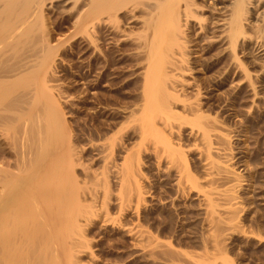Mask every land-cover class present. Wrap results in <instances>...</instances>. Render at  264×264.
I'll return each instance as SVG.
<instances>
[{"label": "bare ground", "instance_id": "1", "mask_svg": "<svg viewBox=\"0 0 264 264\" xmlns=\"http://www.w3.org/2000/svg\"><path fill=\"white\" fill-rule=\"evenodd\" d=\"M58 1L69 7L56 31L68 33L56 38L45 6ZM250 41L264 42V0H0V264H80V250L91 264L254 255L235 250L263 242V229L244 225L246 177L225 118L212 115L219 94L206 90L237 79L240 100L245 83L255 89ZM67 49L86 51L82 80L93 72L105 90L91 116L106 128L93 129L101 143L90 150L54 85Z\"/></svg>", "mask_w": 264, "mask_h": 264}, {"label": "rangeland", "instance_id": "2", "mask_svg": "<svg viewBox=\"0 0 264 264\" xmlns=\"http://www.w3.org/2000/svg\"><path fill=\"white\" fill-rule=\"evenodd\" d=\"M51 4H46V6H45V9H46L45 12H48L49 21H50L49 27H51V30L54 32V34H56V36H57V34L59 35V33H68L67 30H63V31L59 32V30L56 31V29L60 25L61 17L63 15H65V14L61 15L59 13L63 9V7L68 8L69 4L63 5V4H60L59 1L53 2V4H56L57 7L59 8L58 10H55V8H51V6H52ZM61 5H63V6L61 7ZM56 38H58V36ZM251 42L252 41H250L248 48H250V50L252 51L251 52L252 53L251 54L252 60H255V57L258 58V60H257L258 64L256 61V62H254V65L253 64L248 65V71L250 73V78H253V80L252 79L251 80H252V84H254L253 86L255 87V89L253 90L252 87L248 83H245V87H247L246 93L244 94V97L243 98L241 97V99L239 100L240 97H238L237 95H234V93L238 89V83H239L238 81H236L237 80L236 79L232 82H228L226 85L221 86L220 89H219V87H214V86L212 87V85L207 87L206 90L208 91V93L210 92L209 94H207L205 90H202V92L203 91L205 92V93L203 92L204 98H208V96L211 94V92H212V94L209 97H211V96L213 97V94L214 95L219 94L218 95V97L220 98L219 104H217V102L210 101L211 103L212 102L214 103L212 115H214L215 113H222L221 116L223 118H225L226 129H229L231 132L230 136L233 137L232 141H233V146H234V150H235L234 153L236 152L235 153L236 158L238 157L237 160L239 161V164H236V165H238V167L237 166L236 167H237L238 171L241 172V174L244 177H246L245 178L246 181H245V183H243V185L241 187V189H242L241 192L244 194L242 197L245 199L247 198L246 200L248 201V202L246 201V205H244V209L246 208L244 216L246 215L245 218H247L246 221L244 222V225H247L250 228L252 227L253 229L255 228L254 225H256L257 227H259L261 225L262 226L261 228L263 229L261 235L264 238V228H263L264 227L263 226L264 225V218H263L264 217V215H263L264 214V64H262V63H264V47H263L264 42H262L263 44L260 42L262 44L260 48H259V46H258V48H256L257 46L254 45V43L252 44ZM223 48H224V46H223ZM261 48H263V49H261ZM85 52L86 51H82V52L77 53L75 50L67 49L65 52V54H67V55H65V54H64V56L62 55L64 58L62 56L60 57L62 60L59 58L60 59V61H59V59L57 58L56 63L57 64L59 63L58 65L60 67L57 65L59 68V71H58V68H56V70H55L54 76L58 80H56V78L54 77L55 78L54 81L56 80L54 82V85L59 84L57 87H59L61 90L62 89L64 90V92L62 90V92L64 93L62 95L63 96L62 97L63 98L62 103H64L63 101L67 102V103L66 102L64 103V104H66L64 106L65 111H66L65 113H67L66 117L68 119L69 124L71 125V128L74 130L73 131L74 134L77 133L76 136L78 137V139L80 138L79 142H78L79 144H77V145L85 147L87 149L89 148V150H90L91 143H93V144L101 143V140L100 141L96 140L97 138L94 135H92V137L89 136L91 133L92 134L94 133L96 125L100 128H106V126L104 127L102 124H98L99 121L94 122L92 120V117L97 112L103 111L102 107H104V105L103 104L97 105L95 103V98H98L100 96V94H104L105 90L103 88L102 89L101 88L100 89L95 88L97 85L96 81H95L96 75L93 72L92 73L94 75L92 73L91 74L87 73L88 74V76L86 77L87 79L82 80L83 76L80 74H84L87 71V69H85V66H83L86 63V60L88 61L87 55H83ZM214 53H215V51H213V50L210 52V54H214ZM261 60H262V62H261ZM248 61H249V59H248ZM250 61H251V59H250ZM81 63H82V65H81ZM199 69L196 70L197 71L196 74L194 73V76L196 78L201 76L200 73L202 71L199 72ZM137 73L138 72H136V74ZM201 74H203V73H201ZM91 82H93V84ZM101 86H103V84H101ZM225 90H230L229 95H223V92ZM217 92H218V94H216ZM83 100L85 103H83ZM114 106L115 105H110V108L113 107V108H116L119 110H122L121 108H123V104H122V106H121V104L116 105L115 107ZM92 110H94V111H92ZM93 112H94V114H93ZM91 115H93V116H91ZM96 116H99V115H96ZM87 119L90 121L88 122ZM100 121H103V119L102 120L100 119ZM95 154H96V152H91L90 154H88V156L84 160L85 161L84 164L90 163L91 157H93V159H96ZM121 156L122 155L118 156V158H117L118 162L117 163L121 162ZM244 162H246L247 164ZM239 165H241V166L239 167ZM250 170H251V172H249ZM147 174L149 176L148 172H147ZM248 178H249V181L247 182ZM174 184H175V182H171V185H174ZM150 192H152V190H150L149 193L146 194V196H148L150 194ZM194 193L192 194L191 199H193V200L196 199L199 201V199H201V197H200L201 194H196V193L194 194ZM114 194H116V191H114ZM165 201L167 202V201H169V199H166ZM218 211L221 212L222 209H218ZM248 220L251 221L253 223V225L250 224L251 222H249ZM100 231H101V229L98 228V230H97V228H94L88 236V239L90 240V241H88V244L90 243L91 251H93L94 254L96 255V257H98V259L96 260L97 262H99L100 258H102L101 253L98 252L99 248L96 245L98 242H100L102 240V238H101L102 234L100 233ZM92 233H94V234H92ZM245 240L246 239L243 238L242 243H240L239 241L236 242L238 245L236 246L235 250H236V253L237 252L239 253V254L237 253L238 255L237 254L236 255L239 256L240 254H242L241 251L244 252L245 250H247V253H250V251L254 250L255 253H254V255H253V253H252V255H249V254L245 255L246 258H245V256H243V259H242L243 264H247V263L248 264H252V263L253 264L254 263L255 264H264V257H263L264 256V247H262V246H264V240H263V242L262 241L258 242L254 239L255 240V242H254V240L251 237L248 238L246 241ZM248 240L250 241L249 242L250 244L245 245L248 243L247 242ZM253 243H254V245H253ZM256 246H257V248H256ZM258 247L260 248V250ZM258 250L261 251V253L258 252ZM80 251H79V253H77V255L80 256V262L79 263L80 264H91L92 258H91V255L88 253V251L83 250L81 253H80ZM196 252L199 253L200 250H198ZM247 256H249V257L247 258ZM208 258H210V257H208ZM213 258L219 259L220 257H213ZM213 258H211L212 260L208 259L207 264H214V263L215 264H222L223 263L222 259H219V260L214 259V260H216L214 262ZM199 259L202 260V258H199ZM209 260H211L214 263H212L211 261L209 262ZM244 262H247V263H244ZM104 263L107 264V261H104ZM109 264H115V263L110 262Z\"/></svg>", "mask_w": 264, "mask_h": 264}]
</instances>
